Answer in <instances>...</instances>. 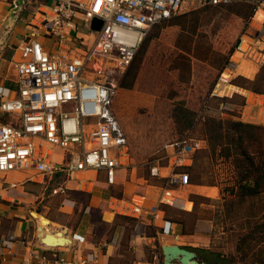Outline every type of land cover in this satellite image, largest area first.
I'll return each mask as SVG.
<instances>
[{"label": "built area", "instance_id": "built-area-1", "mask_svg": "<svg viewBox=\"0 0 264 264\" xmlns=\"http://www.w3.org/2000/svg\"><path fill=\"white\" fill-rule=\"evenodd\" d=\"M47 1L52 3L47 12L40 13L38 23L31 25L30 33L16 46L14 96L8 98L7 90L0 91V173L33 170L52 178L100 171L106 184L113 185L117 170L125 167L127 153V138L113 110L119 77L150 30L179 14L186 0ZM195 1L206 7L247 3L264 10V0ZM13 6L17 7L16 1ZM94 19L101 22L97 31L91 29ZM79 28L86 30V37L78 36ZM40 38L74 54L52 55ZM248 39L251 41L242 38L234 53L247 56L250 50L257 52L261 56L257 62L262 65L264 29ZM221 108L222 113L232 110L229 104ZM201 144L190 132L170 145L166 187L188 185L189 175L179 169ZM56 151L59 163L51 160ZM150 174L158 176L157 166L151 167ZM61 191L59 185L51 193ZM165 202L171 204V200ZM130 211L139 216L142 207L135 205ZM156 211L149 210L152 215ZM55 263L64 261L56 258ZM71 264L101 263L79 258Z\"/></svg>", "mask_w": 264, "mask_h": 264}, {"label": "crops", "instance_id": "crops-1", "mask_svg": "<svg viewBox=\"0 0 264 264\" xmlns=\"http://www.w3.org/2000/svg\"><path fill=\"white\" fill-rule=\"evenodd\" d=\"M14 1L16 8L13 6ZM51 4L47 0H0V91L7 90L8 98H12L15 93L14 62L18 59L16 46L23 36L30 33L31 25L38 23L40 13L47 12ZM261 11L262 17L264 10ZM85 34L84 28L78 29V36L86 37ZM40 42L52 55L74 54L71 51L64 53L52 40L40 38ZM6 46L10 49L6 59L11 73L3 75L2 68L6 61L1 53ZM236 54L239 53H234V60L224 70L228 73L221 74L220 80L224 85L218 84L211 96L228 97L235 92L244 98V105L239 108L238 116L234 119L264 126V96L229 85L231 73L253 79L261 65L257 62L261 56L250 50L247 56L239 54L248 60L237 61ZM224 74L227 78L223 77ZM232 89L234 91L230 93ZM118 90L119 85L116 95ZM114 100L113 110L117 117ZM205 109L206 107L202 108L199 113L203 114ZM219 111L223 115L222 108ZM202 144L201 150L195 153L198 156L202 154L201 158L207 159ZM168 148L169 160L172 147ZM58 152L51 156L55 163H59L61 159ZM195 153L180 171L188 173L187 168L192 166ZM124 164L126 165L125 162ZM157 169L156 181L147 184L139 193L134 191V183L123 182L118 198L109 196L104 172L100 171L76 173L71 177L58 174L52 178L39 175L33 170L0 173V264H56V258H62V264H71L79 258L101 264H114L117 261L124 262L126 256L130 257L128 264H163L162 247L166 245L193 251L199 262L201 261L196 252L199 249L233 255L235 250H223L212 234L219 207V187L190 182L177 189L166 187L165 180L171 171L169 162L165 166L157 165ZM117 173L118 170L116 175ZM79 174L86 176L80 177ZM98 176L105 183L97 180ZM64 177V182L57 181ZM69 182H72L70 186ZM59 185L63 187V191L51 193ZM106 200L109 204V200L117 201L113 210L106 207ZM170 200L171 204L165 202ZM135 205L142 207L139 216L131 214L130 210ZM153 208L157 210L154 215L149 212ZM172 210L181 216L170 215L169 211ZM75 212H80V215L75 217ZM94 214L98 216L96 221L92 218ZM41 219L46 220L48 225L42 227L39 223ZM97 222L105 229L102 234L95 230ZM165 229H169L168 233L163 232ZM46 235H56L63 243L47 245L43 242ZM173 263L177 264L175 261Z\"/></svg>", "mask_w": 264, "mask_h": 264}, {"label": "rangeland", "instance_id": "rangeland-1", "mask_svg": "<svg viewBox=\"0 0 264 264\" xmlns=\"http://www.w3.org/2000/svg\"><path fill=\"white\" fill-rule=\"evenodd\" d=\"M252 9L253 6L246 3H231L210 8L201 6L195 0H186L179 14L150 30L131 65V71L136 72L132 87H119L114 100L119 123L127 138V153L124 160L126 165L118 170L116 182L113 185L106 184L109 196L118 198L125 181L136 185V193L156 181L157 177L150 174L151 167L168 165V146L186 133L172 117L175 104L183 102L185 107L197 112L194 125L188 131L194 138L203 142L202 149L209 157L202 159V154H197L198 169L192 172V175L196 176L198 172L213 173L219 184L217 186L220 200L212 234L220 247L226 251L235 250L239 228L243 222L242 213L251 201L237 205L232 203L235 198L227 196L228 193L224 190L232 185L231 168L227 161L217 155L216 159L212 157L213 163L211 162L204 141L203 121L205 118H237V111L244 105V98L235 92L228 97L211 94L218 84L224 85L220 80L221 74L228 73L224 70L235 58L236 45L242 38L245 42H250L248 38H254L257 31L264 29V15H260L263 9H256L260 13L257 18L254 17ZM183 15L187 16L181 19V28L172 24L176 17ZM261 21L263 23H260ZM9 52L10 49L6 46L1 53V57L6 61L5 67L2 68L3 75L11 73L6 59ZM261 53L264 54V50ZM246 58L236 54L237 61L248 60ZM126 71L123 72L121 81ZM241 78L250 80L231 73L229 85L249 91L245 89L248 84ZM232 91L234 90L229 92ZM224 104H229L232 110L220 115L219 110ZM204 107L206 109L202 117H198ZM79 176L85 177L86 174ZM64 179L65 177L57 181L64 182ZM97 180L105 183L101 176H98ZM71 184L72 182H69L68 186ZM69 196L72 197L70 194ZM109 201L113 206L110 207L108 200L104 203L108 209L113 210L117 201ZM257 210L259 211L258 208ZM169 213L175 217L181 216L175 210ZM75 214V217H78L80 212ZM92 218L96 221L97 214ZM95 230L102 234L105 229L97 222ZM129 259L130 257L126 256L124 262L117 261L114 264H128Z\"/></svg>", "mask_w": 264, "mask_h": 264}, {"label": "trees", "instance_id": "trees-1", "mask_svg": "<svg viewBox=\"0 0 264 264\" xmlns=\"http://www.w3.org/2000/svg\"><path fill=\"white\" fill-rule=\"evenodd\" d=\"M252 6L255 13L256 7ZM185 16L187 15L176 17L172 24L181 28V19ZM131 65L126 69L124 79L120 81L119 87L123 89H130L135 80L136 72L131 71ZM241 79L248 84L245 89L264 96V63L253 80ZM196 116L197 112L185 107L183 102L175 104L172 117L186 133L174 142L183 140L190 133L188 130L193 127ZM203 126L204 141L211 162L213 163L212 157L216 159L217 155L227 161L231 168L232 185L224 190L228 193L227 196L235 198L232 203L237 205L251 202L242 213L243 222L239 228L235 253L225 255L217 251L199 249L196 251L198 258L205 264H264V126L233 118H205ZM197 160L198 156L195 153L193 164L187 168L188 173L186 172L189 175V182L219 185L213 173L198 172L196 176L192 175V172L198 169Z\"/></svg>", "mask_w": 264, "mask_h": 264}, {"label": "water", "instance_id": "water-1", "mask_svg": "<svg viewBox=\"0 0 264 264\" xmlns=\"http://www.w3.org/2000/svg\"><path fill=\"white\" fill-rule=\"evenodd\" d=\"M100 25L101 22L99 20L94 19L92 21L91 29L93 31H97L99 30ZM43 242L47 245H59L63 243V240L57 239L50 235H46L43 238ZM162 254L164 258L163 264H175L173 263L174 261L177 264H205L197 260L196 254L193 251L176 245L163 246Z\"/></svg>", "mask_w": 264, "mask_h": 264}, {"label": "bare ground", "instance_id": "bare-ground-1", "mask_svg": "<svg viewBox=\"0 0 264 264\" xmlns=\"http://www.w3.org/2000/svg\"><path fill=\"white\" fill-rule=\"evenodd\" d=\"M259 14L260 13L257 12L255 18H257ZM223 77L227 78V75L224 74ZM33 216H35V214H33ZM39 223L41 224L42 227H45L48 225V222L44 219H41ZM54 237L56 238V235H54ZM60 237H62V234H60Z\"/></svg>", "mask_w": 264, "mask_h": 264}]
</instances>
